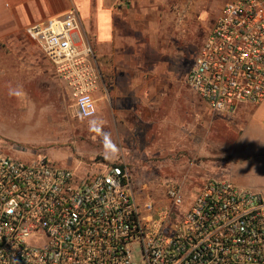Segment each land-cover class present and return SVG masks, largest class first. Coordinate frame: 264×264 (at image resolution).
<instances>
[{
  "label": "built area",
  "instance_id": "built-area-1",
  "mask_svg": "<svg viewBox=\"0 0 264 264\" xmlns=\"http://www.w3.org/2000/svg\"><path fill=\"white\" fill-rule=\"evenodd\" d=\"M24 34L70 91L76 115L95 116L100 73L76 15ZM186 84L226 118L264 101V0L223 3ZM28 154L0 150V264H264V198L226 177L207 179L188 202L178 181H166L159 201L138 195L125 164L76 176Z\"/></svg>",
  "mask_w": 264,
  "mask_h": 264
},
{
  "label": "rangeland",
  "instance_id": "rangeland-1",
  "mask_svg": "<svg viewBox=\"0 0 264 264\" xmlns=\"http://www.w3.org/2000/svg\"><path fill=\"white\" fill-rule=\"evenodd\" d=\"M225 1L168 0L161 31L147 27L145 67L161 74L166 86L155 93L158 104L151 113L140 111L150 124L136 123L137 108L130 100H123L120 109L107 107L102 118L96 113L81 119L61 85H42L34 92L36 107L7 106L0 84V150H26L21 159L28 153L45 155L76 176L122 163L138 195L159 201L166 181H178L185 201H193L207 179L226 177L235 167V184L264 198V103L226 118L212 114L186 84ZM17 95L9 92L10 103H16ZM111 110H120V116L114 118ZM183 211L175 209L176 215Z\"/></svg>",
  "mask_w": 264,
  "mask_h": 264
},
{
  "label": "crops",
  "instance_id": "crops-1",
  "mask_svg": "<svg viewBox=\"0 0 264 264\" xmlns=\"http://www.w3.org/2000/svg\"><path fill=\"white\" fill-rule=\"evenodd\" d=\"M168 7V0H0L3 102L20 109L36 107L37 100L33 95L42 85L48 89L61 85L68 90L43 52L24 31L31 25L74 13L83 39L93 49L100 73L97 89L93 92L99 118L107 112V107L119 106L120 109L123 100H130L137 108L136 123L150 124L145 114L151 113L158 104L155 93L162 92L166 86L161 74H154L151 68L145 67V34L150 25L161 31ZM9 92L18 93L15 104L10 103ZM263 103L257 107L244 106L239 111L245 107L256 110ZM141 110L145 113L143 117ZM111 112L114 118L120 116V110ZM6 153L18 158L24 156L11 149ZM235 169L228 170L225 175L234 184Z\"/></svg>",
  "mask_w": 264,
  "mask_h": 264
}]
</instances>
